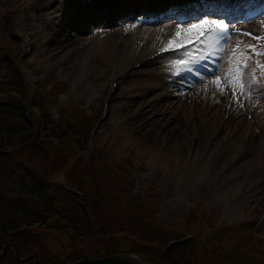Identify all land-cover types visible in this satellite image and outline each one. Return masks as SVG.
<instances>
[{"label": "rangeland", "instance_id": "obj_1", "mask_svg": "<svg viewBox=\"0 0 264 264\" xmlns=\"http://www.w3.org/2000/svg\"><path fill=\"white\" fill-rule=\"evenodd\" d=\"M58 1L0 0V103L11 105L8 112L0 107V124H15L10 110L23 106L37 130L48 126L44 123L47 118L53 124L49 128H54L53 135L38 132L39 150H20L18 146L7 150L0 143L7 155L0 158V192L12 200L28 196L18 183L23 178L31 186L24 166L49 189L59 192L60 203L55 210L65 217L67 210L70 216L76 215L77 200L71 193L84 191L96 205L92 190H102L103 205L108 210L94 207L92 220L98 224L106 219L114 223L112 230L124 220L122 210L128 209L124 204L127 200L139 211L143 204L152 210L157 200L154 216L160 226L172 229L180 239L192 237L196 243L172 255L175 264H192L194 257L210 258L214 254L228 257L227 264H264V114L258 108V102H264V88L260 86L264 85V70L260 61L256 66L244 64L233 48L239 37H244L245 28L264 19L260 8L264 5L257 4L249 19L245 15L252 10V2L239 13L240 21H230L229 13L221 19L211 16L203 20L200 28L213 22L214 32L204 41L201 57L194 50L188 52V60L183 53L159 56L146 68L131 66V71L113 84L111 77L120 64L124 34L152 24L127 14L124 19L116 17L113 26L103 20L83 26L81 20L88 16L86 7L78 4L69 17H63L56 9ZM154 5L152 16H157ZM66 9L69 11L70 6ZM60 20L67 26L63 32ZM179 21H168L171 29L164 28L165 22H157L162 24L159 33L186 25ZM218 24L226 31L225 39L217 41ZM120 29L121 37L116 35ZM199 30L186 31L179 42H190ZM215 42L220 43L222 55L230 56L229 69L235 72L245 65L251 73L249 83L259 91L240 84L243 96L227 95V87L207 84L212 70L220 68L212 60ZM193 53L199 55L193 58L195 66L179 68L177 64L189 62ZM85 59L90 68L88 88L78 92L74 90L77 68ZM18 71L23 73L19 84L13 82ZM205 72L210 76L206 78ZM197 75L199 81H195ZM170 80L173 87L168 93L165 86H170L166 84ZM210 97L212 104L204 101ZM247 100L258 105L250 110ZM165 101L178 104V115L162 119L156 113ZM225 106L229 112L225 119L230 121L221 127L217 122ZM108 173L122 179L125 187L117 182V188L105 191ZM139 215L144 218L150 214ZM46 223L51 229L36 227L29 243L32 253L42 260L49 255L66 257L72 249L87 256H104L105 242L73 239L66 230L69 222L61 215L51 216ZM117 233L116 238L122 237ZM4 238L0 237V246ZM9 251L2 264H17ZM207 264H213L212 260Z\"/></svg>", "mask_w": 264, "mask_h": 264}, {"label": "trees", "instance_id": "obj_2", "mask_svg": "<svg viewBox=\"0 0 264 264\" xmlns=\"http://www.w3.org/2000/svg\"><path fill=\"white\" fill-rule=\"evenodd\" d=\"M22 74V72L18 71L13 82L19 84L22 81ZM0 107H3L8 112L11 105L0 103ZM12 108L13 110H10L9 114L15 118L16 123L0 124V143L7 150L17 148L16 146L20 150H39L41 147L38 146L40 138L38 137V132L42 133L44 131L47 135L48 133L53 135L54 128H49L52 124L51 121L47 118L44 123L48 126L37 130L31 124L23 106H12ZM33 127L36 129L35 132ZM15 140L18 141L17 145L14 143ZM83 150L85 151V149ZM6 156V151L0 149V158ZM101 166L107 167L106 165ZM22 168L25 171V175L30 179L31 186H27L23 178H19V188L21 191H25L28 196L24 199L22 198V200H12L5 193L0 192V237H5L4 240H6L4 243H2L3 241L1 242L0 251L5 244H9L18 249L20 256L32 253L29 243L35 237L34 229L36 227L47 228L46 220L57 214L61 215L62 220L69 222L66 230L72 233L73 239L86 241L96 239L100 242H105L107 245L103 254L108 257L113 254L125 253L136 255L145 264H175L172 255L187 250L195 243L192 237L180 239L178 233L173 232L172 229L160 226L157 217L154 216L158 204L155 199L152 210L143 204L141 211L136 210L133 203L130 204L127 200L124 204L128 209L122 210L125 213L122 218L124 220L116 230H112L114 223L109 224L105 219L95 224L92 220L94 211H96L94 207L104 211L108 210L103 205L104 192L97 189L92 190L96 194V199L94 200L98 202L93 205L92 202L94 201L91 196L88 197L84 191L76 190L71 193L77 200L76 215L70 216L68 213L71 211L67 210L66 215L69 216L65 215L64 217L61 211L55 210V205L60 203L57 200L59 192L49 189L48 185L34 171L24 166ZM112 175V173L107 174V188L103 186L107 189L105 190L107 192L110 189L117 188V182H120V184L122 182V179ZM123 187L125 186L121 184V188ZM140 213H149L150 215L149 217L140 218L142 217L139 215ZM116 232H118L117 234H122V237L116 238L114 235ZM9 252L12 253L11 251ZM205 254L207 255L208 253ZM91 256L97 258L94 254ZM208 257H194L192 264H207L211 260L213 264H227L228 261V257L221 255L214 254L210 258Z\"/></svg>", "mask_w": 264, "mask_h": 264}, {"label": "bare ground", "instance_id": "obj_3", "mask_svg": "<svg viewBox=\"0 0 264 264\" xmlns=\"http://www.w3.org/2000/svg\"><path fill=\"white\" fill-rule=\"evenodd\" d=\"M79 4V5H78ZM152 4V5H151ZM155 4V5H154ZM250 4V0H59L57 10L60 11V15L63 17H69L70 12L72 9L76 6L84 5L86 7V12L88 14L87 18H83L81 20L82 25L86 26V24L92 25V24H101V20L105 22V24L113 26L115 22V18L118 16H121L122 19H124L127 14H133L134 18H142V21L148 20L152 25H146L143 27H140V29H136L133 33H127L124 35H127L123 37L121 40V44L124 46L123 51H120L118 56L120 57V64L116 66V69L113 73L112 83H116V80L119 79L122 75L127 74V72L131 71V66L139 64L140 66H143V68L147 67V64L151 62L153 59H155L156 55L159 51L164 49H169L174 47L172 45L174 42H179V35L176 34V30L173 29L171 32V22L163 23L166 28H168V33L166 34H160L159 29L160 25L157 24V22H162L159 20L158 17H166L168 14L177 15L178 13H181L184 16H188L191 12L193 13H207V14H214L218 16L217 19H221L226 13L231 14L230 19L231 21H240L239 19V13L247 8V6ZM78 5V6H77ZM154 5L155 11H159L161 13H158L157 16H152L153 11L151 8ZM67 6H70V10L66 9ZM75 7V8H76ZM168 9V10H167ZM249 10V9H247ZM84 15V14H83ZM82 15V16H83ZM170 18V17H169ZM67 19V18H65ZM60 20L59 24L62 27L61 32H63L67 26L64 25V23H61ZM178 23H181L179 21ZM60 27V28H61ZM201 31H211L213 29V24H209L208 26H205L203 28H199ZM250 31L254 34H257L260 38V40L256 41V45L254 49H263L264 45V19L260 23H256L253 26H250ZM199 30V31H200ZM89 32L88 28L85 29V32ZM115 32V31H114ZM113 32V33H114ZM119 33H123V30H117L116 35L121 37ZM147 35V38L144 39V35ZM179 36V37H177ZM207 36V35H206ZM205 36V41H208L207 37ZM145 40L147 41L145 44ZM216 40V39H215ZM239 41L236 42L235 47L238 57L241 59L244 64H248L253 61L251 52L247 49V43L249 45L252 43L249 42L248 38L246 36L239 37ZM171 41V43H169ZM186 41L179 42L177 46H180V44H184ZM101 44H99L100 46ZM214 50H213V58L212 60H216L219 63V70H212L213 76L207 79V84L212 85L211 87H227V95L234 93L238 96H243L242 87L246 88L247 84L248 86L259 91L258 88H256L254 85L249 83V80L252 82L251 79V73L249 70L243 66V69L236 70L233 72L229 69V62L230 56L223 54L220 52V43L215 42L214 44ZM144 50L146 52H144ZM184 54L186 53L185 50H182ZM254 51V50H252ZM203 52V51H202ZM250 52V54H249ZM258 52V50L256 51ZM201 53V51H199ZM175 54V53H174ZM177 55V54H176ZM264 55V54H263ZM190 56L187 55V57ZM202 56V53L199 57ZM155 57V58H154ZM186 57V58H187ZM196 59L191 58L189 62H183L182 64L186 67H190L191 64L195 66ZM259 61H261V69L264 70V56L259 57ZM89 60L85 59L83 60V64L78 66V72H77V78L74 85V90L78 92H84L88 88L87 81H88V74H89ZM123 64V65H122ZM182 65V66H183ZM193 66V67H194ZM192 67V68H193ZM150 72H153L149 70ZM211 73V72H210ZM207 77L210 76L208 72L204 73ZM182 78V77H181ZM195 81H199L198 78L199 75L195 76ZM172 81H167L166 84H170ZM240 84H242V87H240ZM164 86V84H163ZM166 88H168V93L171 92V88L173 87L172 84L170 86L166 85ZM112 88H110V91ZM167 92V91H166ZM167 93V94H168ZM258 94V93H257ZM169 95V94H168ZM167 95V96H168ZM172 95V94H171ZM170 95V96H171ZM212 100V98L204 99L205 102H208ZM153 101V100H152ZM151 101V102H152ZM156 101V100H155ZM252 102V104H251ZM210 104L212 102L210 101ZM256 104L253 101L247 100L246 101V107L250 110H252V106ZM258 108H260L263 111L264 114V102L259 103ZM256 104V105H258ZM184 105V104H183ZM182 105V109L183 106ZM203 104H198V107H202ZM158 110H156L157 114L162 115V119H164L165 116H171V115H178V104H176L175 101H165L164 103H160V105L157 107ZM225 107H223V114L220 116V119L218 120L219 126H225L228 121H230V118L227 117L225 119L226 113L229 114L228 111L225 112ZM177 113V114H176ZM230 116V115H228ZM171 119L167 122L169 123ZM153 122V120H152ZM196 123V121L193 122V124ZM193 124L191 125V128H193ZM241 125V124H240ZM215 130V129H214ZM242 136V135H241ZM240 136V137H241ZM244 137V136H243ZM130 262L133 264H143L140 261H138L136 258H129Z\"/></svg>", "mask_w": 264, "mask_h": 264}, {"label": "flooded vegetation", "instance_id": "obj_4", "mask_svg": "<svg viewBox=\"0 0 264 264\" xmlns=\"http://www.w3.org/2000/svg\"><path fill=\"white\" fill-rule=\"evenodd\" d=\"M47 228L48 229H51V226L50 225H47ZM8 245V244H7ZM13 246V245H12ZM14 247V246H13ZM17 249V248H16ZM8 250H12L11 252H12V256H13V258H14V261H15V263H17V264H69L70 263V261H73V260H76V259H79L80 257H82V256H86L88 259H101L102 257H108V256H102L101 258H93L92 256L91 257H89V256H87L85 253H83V252H79V251H77V250H74V249H72V250H70L69 251V255L68 256H48V258L47 259H44V260H42L41 258H39V256L38 255H36L35 253H29V254H26V256H20L19 255V252H18V249H17V252H18V256L20 257V259H25L27 256H32V258H30V259H28V260H26V261H19L18 259H17V257L15 256V253H14V250L13 249H7L6 250V252L4 253V255L8 252ZM3 251V249L0 251V253ZM32 252V251H31ZM125 254V253H124ZM124 254H121V253H119V254H113V255H124ZM2 256V257H0V264H2L3 263V261L5 260V256ZM112 255V256H113ZM129 255H131V254H129ZM110 257V256H109Z\"/></svg>", "mask_w": 264, "mask_h": 264}, {"label": "water", "instance_id": "obj_5", "mask_svg": "<svg viewBox=\"0 0 264 264\" xmlns=\"http://www.w3.org/2000/svg\"><path fill=\"white\" fill-rule=\"evenodd\" d=\"M60 227H62V225ZM7 249H13L15 256L19 261H26L32 258V256H27L25 259H20L16 247H13L12 245L9 244L4 247L3 251L0 253V257L4 255ZM129 258H132V256L129 254L113 255L110 257H102L101 259H91V260L88 259L86 256H82L79 259L70 261L69 264H133L132 262H130Z\"/></svg>", "mask_w": 264, "mask_h": 264}, {"label": "snow or ice", "instance_id": "obj_6", "mask_svg": "<svg viewBox=\"0 0 264 264\" xmlns=\"http://www.w3.org/2000/svg\"><path fill=\"white\" fill-rule=\"evenodd\" d=\"M198 23V22H197ZM218 31L215 32V39L218 41L220 39H225L224 33L226 31V29H224L221 25H217L216 26ZM179 35V34H178ZM171 43V41L169 42ZM259 54V53H258Z\"/></svg>", "mask_w": 264, "mask_h": 264}]
</instances>
